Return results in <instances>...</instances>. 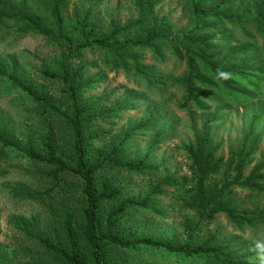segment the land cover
Returning <instances> with one entry per match:
<instances>
[{
	"label": "rangeland",
	"instance_id": "rangeland-1",
	"mask_svg": "<svg viewBox=\"0 0 264 264\" xmlns=\"http://www.w3.org/2000/svg\"><path fill=\"white\" fill-rule=\"evenodd\" d=\"M253 1L234 0L231 4V10L239 15L246 10L239 22H207L210 28L206 31L219 37L214 44L220 58L226 59L225 64L232 71L241 69L244 75L236 73L230 78L229 89L222 84L207 89L208 97L200 107L185 105L182 79L187 71V61L175 52L180 34L193 27L186 0H161L156 4L155 14L171 25L170 37L177 40L176 44L159 41V54L146 47L137 49L146 75L134 69L113 68L106 61L108 53L104 49L89 47L82 52L78 62L84 64V76L92 83L84 87L81 99L93 103L100 111L122 106L87 128L99 134L89 147L107 144L128 128L149 122L129 140L126 155L143 157L155 142L151 155L155 169L144 173L117 169L105 172L128 196H145L151 188V180L162 179L167 173L176 170L177 176L189 173L190 160L183 145L194 140L195 132H201L207 118L214 117L215 121L208 127L214 142L221 143L219 154L227 157L229 147L243 142L251 120L258 116L253 127L257 151L247 173L264 160V31L251 12ZM12 2L24 8L28 15L51 23L47 0ZM75 7L82 15L87 10L92 11L91 19L100 33L109 30L111 20L126 24L137 17L133 0H70L64 9L69 22L75 23ZM59 56L57 44L27 28L23 21L7 19L0 24V65L15 70L38 91L57 94L59 84L44 79L41 69L55 70ZM35 114V107L25 94L0 78V128L9 134L16 132L21 148L7 149L0 161V253L9 256L2 264L32 263V256L41 249L22 228L44 231L56 223L52 209H59L66 200L77 202L81 199L83 182L77 175L67 176L66 194L61 190L49 191L51 183L41 172L46 167L24 155L21 132L25 127L31 128ZM192 186L166 187L163 194L153 198L154 209H131L121 219V228L134 238L151 237L175 245L189 242L198 246L216 234L217 241L227 244L225 251L231 252L235 260L264 264V225L255 222L251 226H237L225 214L217 215L211 222L202 220L183 203V198L193 194ZM26 191H37L40 196L31 198L26 196ZM232 197L240 210H251L255 204L264 206V191L233 188ZM187 221L191 222L190 227L186 225ZM117 252L126 254L123 264H222L218 257L208 253L176 255L149 245Z\"/></svg>",
	"mask_w": 264,
	"mask_h": 264
},
{
	"label": "trees",
	"instance_id": "trees-1",
	"mask_svg": "<svg viewBox=\"0 0 264 264\" xmlns=\"http://www.w3.org/2000/svg\"><path fill=\"white\" fill-rule=\"evenodd\" d=\"M69 1L47 0L51 23H45L28 15L12 0H0V24L7 19L23 21L27 28L57 44L60 49L55 70L49 67L41 69L44 79L59 84L55 96L38 91L21 79L15 70L0 65V78L17 86L37 112L31 128L25 127L21 132L23 153L32 162L46 167L41 172L51 183L49 191L61 190L66 194L69 174L77 175L83 182L79 201L66 200L59 209H52L56 217L53 226L44 231L22 228L25 235L41 249L32 256L33 262L29 264H123L126 254L119 255L117 250L136 249L144 245L164 248L176 255L208 253L218 257L222 264H246L231 257V252L225 251L227 244L218 242L216 234L198 246L189 242L175 245L151 237L128 236L121 228V219L131 209H154L153 198L163 194L166 187L179 188L192 184L193 194L183 198V203L202 220L211 222L217 215L225 214L237 226H251L255 222L264 225L263 205L255 204L251 210H240L232 197L233 188L264 191V160L256 163L247 173V167L257 151L253 127L258 116L251 120L243 142L229 147L227 157L219 154L221 143L214 142L208 127L215 121L214 117L207 118L201 132H195L194 140L183 145L190 160L189 173L180 176H177V170L167 173L162 179L151 180V188L145 196H128L105 172L117 169L144 173L155 169L151 159L155 142L143 157L129 158L126 155L129 140L146 128L149 122L128 128L107 144L89 147L99 134L87 128L122 106L115 105L100 111L93 103L81 99L82 90L92 80L84 76L85 66L78 61L85 49L96 47L108 53L106 61L113 68L134 69L146 75L137 49L146 47L159 54V41L176 44L177 39L170 37L171 25L155 14L156 4L161 0H133L137 17L126 24L111 20L105 33H100L91 19V10L82 15L75 7V23L67 21L64 9ZM186 2L193 27L180 34L175 52L187 61V71L182 79L185 105L200 107L208 97L207 89L221 84L229 89L230 78L236 73L244 75L241 69L232 71L225 64L226 59L220 58L214 44L219 37L206 31L209 27L207 22H239L246 10L240 15L231 10L234 0ZM250 8L264 31V0H254ZM7 149H21L19 136L16 132L9 134L0 128V161ZM26 196L33 198L40 194L26 191ZM186 225L190 227L191 222L187 221ZM117 254L118 258L115 257ZM8 257L0 253V264Z\"/></svg>",
	"mask_w": 264,
	"mask_h": 264
}]
</instances>
